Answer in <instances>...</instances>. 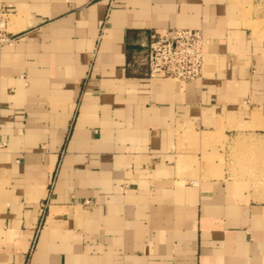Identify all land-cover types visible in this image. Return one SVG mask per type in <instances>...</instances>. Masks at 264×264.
<instances>
[{
    "label": "crops",
    "instance_id": "crops-1",
    "mask_svg": "<svg viewBox=\"0 0 264 264\" xmlns=\"http://www.w3.org/2000/svg\"><path fill=\"white\" fill-rule=\"evenodd\" d=\"M1 14L0 264H264V203L191 170L264 137V0H0ZM170 29L204 32L201 80L135 63Z\"/></svg>",
    "mask_w": 264,
    "mask_h": 264
},
{
    "label": "built area",
    "instance_id": "built-area-1",
    "mask_svg": "<svg viewBox=\"0 0 264 264\" xmlns=\"http://www.w3.org/2000/svg\"><path fill=\"white\" fill-rule=\"evenodd\" d=\"M6 14L0 15V46L12 40ZM207 40L200 29H170L152 33L143 57L135 63L145 67L149 80L192 82L201 80L207 60Z\"/></svg>",
    "mask_w": 264,
    "mask_h": 264
},
{
    "label": "rangeland",
    "instance_id": "rangeland-1",
    "mask_svg": "<svg viewBox=\"0 0 264 264\" xmlns=\"http://www.w3.org/2000/svg\"><path fill=\"white\" fill-rule=\"evenodd\" d=\"M253 8H249L251 11ZM5 18L9 19L6 15ZM264 30V19L255 24ZM8 33L9 30L7 28ZM2 37H0L1 42ZM210 153V154H209ZM207 152L202 160L194 159L191 170L214 173L217 169L226 177L236 180L250 198L264 203V137L239 135L230 140L223 149ZM217 171V172H218ZM236 183V182H235Z\"/></svg>",
    "mask_w": 264,
    "mask_h": 264
},
{
    "label": "bare ground",
    "instance_id": "bare-ground-1",
    "mask_svg": "<svg viewBox=\"0 0 264 264\" xmlns=\"http://www.w3.org/2000/svg\"><path fill=\"white\" fill-rule=\"evenodd\" d=\"M212 143V142H211Z\"/></svg>",
    "mask_w": 264,
    "mask_h": 264
}]
</instances>
